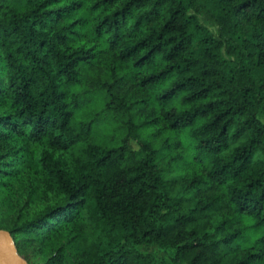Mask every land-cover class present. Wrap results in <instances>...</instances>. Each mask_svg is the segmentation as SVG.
Returning <instances> with one entry per match:
<instances>
[{
    "label": "trees",
    "instance_id": "obj_1",
    "mask_svg": "<svg viewBox=\"0 0 264 264\" xmlns=\"http://www.w3.org/2000/svg\"><path fill=\"white\" fill-rule=\"evenodd\" d=\"M0 210L27 264H264V0H0Z\"/></svg>",
    "mask_w": 264,
    "mask_h": 264
},
{
    "label": "rangeland",
    "instance_id": "obj_2",
    "mask_svg": "<svg viewBox=\"0 0 264 264\" xmlns=\"http://www.w3.org/2000/svg\"><path fill=\"white\" fill-rule=\"evenodd\" d=\"M84 114L85 112H81ZM99 112H92L93 115ZM91 115L89 118H91ZM155 130L150 129L145 132L146 135L153 133ZM93 139L96 143L106 148H117L122 144V141L126 138V132L121 129L120 125L113 122L110 116L100 114L98 120L94 123L93 127ZM161 143L158 144V147ZM132 147L135 150H139L137 142H132ZM5 219V213L0 210V222Z\"/></svg>",
    "mask_w": 264,
    "mask_h": 264
},
{
    "label": "water",
    "instance_id": "obj_3",
    "mask_svg": "<svg viewBox=\"0 0 264 264\" xmlns=\"http://www.w3.org/2000/svg\"><path fill=\"white\" fill-rule=\"evenodd\" d=\"M0 264H27L18 254L11 235L5 230H0Z\"/></svg>",
    "mask_w": 264,
    "mask_h": 264
}]
</instances>
